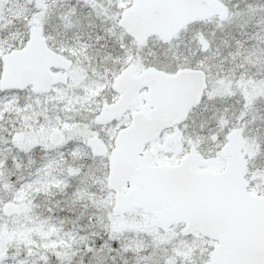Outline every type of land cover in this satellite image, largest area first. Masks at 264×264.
I'll use <instances>...</instances> for the list:
<instances>
[{"label":"snow or ice","instance_id":"1","mask_svg":"<svg viewBox=\"0 0 264 264\" xmlns=\"http://www.w3.org/2000/svg\"><path fill=\"white\" fill-rule=\"evenodd\" d=\"M0 264H264V0H0Z\"/></svg>","mask_w":264,"mask_h":264}]
</instances>
